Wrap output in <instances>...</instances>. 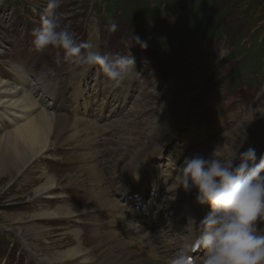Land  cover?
<instances>
[{
    "label": "rangeland",
    "instance_id": "obj_1",
    "mask_svg": "<svg viewBox=\"0 0 264 264\" xmlns=\"http://www.w3.org/2000/svg\"><path fill=\"white\" fill-rule=\"evenodd\" d=\"M114 1L116 3L110 5L109 0H0V37L5 35L4 41L0 39V52L3 53L0 55V75H8L9 63L16 64L15 57H19L31 65L36 62L33 65L36 71L33 82L39 77L55 73L56 77H49V82L58 86L72 79L73 70L80 74L83 72V63L78 58L73 59V56L81 57L86 62L94 60L97 63L86 81L88 92L93 94L91 92L95 87L105 91L107 87V80L97 73L98 70L103 72L106 64L120 61L126 63L129 69L133 68V95L126 107L137 106L133 117L138 118V121L152 117L160 119L174 110L166 121L168 134L176 131L196 133L205 142L204 147L221 140L228 147L233 144V151L237 150L241 154L249 147L250 142L246 140H256L255 136L259 135L261 143H264V120H256L264 111V0ZM199 5L200 10H195ZM202 22L206 25L201 26ZM197 26L201 27L203 35L193 37V30ZM10 29L18 33L13 35ZM155 33L161 34L162 38L155 40L152 37ZM11 40H16L14 48L7 44ZM77 47L82 49L77 50ZM10 50L15 57L8 55ZM239 50L246 53L238 55ZM92 51L100 53L99 58ZM65 71L70 72L60 74ZM125 72L130 74L128 69ZM181 77L185 80H180ZM97 93L103 95L99 89ZM119 97H122L120 92L115 97L113 95L112 100ZM144 112L146 114L143 116ZM112 119L100 121L99 124H109L123 118ZM142 124L143 121L133 124V127H142ZM122 127L124 129L119 132L125 133L127 126ZM233 131H238V135L234 134V138L226 140L225 135ZM139 133L141 135L132 131L131 135L127 136V133L124 138H132L131 143L140 150L153 148L148 147L151 132ZM181 133L176 139L166 141L169 148L164 149L163 156L157 150L145 164L143 175L148 177L151 184L148 189L142 191L139 187H133L122 193L119 189L121 178L116 181L117 184L108 183L109 191L115 194L118 202L130 204L137 201L140 202L138 208L147 206L152 185H156L162 173L166 175L167 171L174 169L168 155L173 157V146L179 148V144L173 142L177 139L183 141L185 137L189 140L192 136ZM114 139L119 141L118 137L114 136ZM77 144L71 146H75V149L90 148ZM261 148V154L254 160L255 170L243 173L230 186L229 194L219 192L207 203L210 216L218 211H227L238 203L250 202L254 205L252 209L244 210L251 212L247 216L250 224L246 228L241 225L242 230L236 238L242 245L256 248L258 257L262 258L250 264H264V147ZM95 152L92 149L89 151ZM132 153L124 155V163L133 160L132 157L137 153L131 156ZM52 154L50 158L34 164L24 177L16 179L11 185L7 178L0 177V264H36L37 260L25 244L43 250L52 244L56 252L64 251L76 245V241L68 242L69 236L66 235L71 231L80 232L79 229L83 232L85 247L91 251L97 248L95 239L98 231L95 230H103L101 224H105L106 220L101 216L107 213L98 212V209L93 212L90 210L96 208L94 197L90 195L93 194L91 187L95 183L87 172L91 166L84 167L81 164L80 167L84 168L80 170L72 166L83 158L64 146L54 148ZM142 154L144 163L149 153L141 152L138 155ZM191 162H195L192 157L182 155L180 169L184 170ZM44 172L54 178L70 181L71 190L62 192L64 201L31 200L34 199V187L41 183L39 178ZM203 174L202 169L198 168L194 178H184L185 192L192 194L191 199L199 193L198 189L192 190V187L198 186V179ZM190 201L184 200L182 204L189 206ZM58 204L76 205L79 211L88 210V213L81 216L80 225L65 220L57 223L53 220H34L32 223L44 233V238L35 243L26 234L24 238L18 231L8 228L11 224V219H6L8 216L30 215L41 209H54ZM29 218L27 216L25 220ZM92 223H96V226ZM22 237L26 242H23ZM116 244L114 240L113 245ZM101 251L99 247L94 254ZM127 251L122 250L123 253ZM41 253L42 256L47 254Z\"/></svg>",
    "mask_w": 264,
    "mask_h": 264
},
{
    "label": "bare ground",
    "instance_id": "obj_2",
    "mask_svg": "<svg viewBox=\"0 0 264 264\" xmlns=\"http://www.w3.org/2000/svg\"><path fill=\"white\" fill-rule=\"evenodd\" d=\"M16 32L15 30L11 31L13 35ZM4 37L5 35L0 37L1 41H4ZM15 43L16 40L7 42L13 48ZM5 48H8V46ZM0 55L2 56L3 53L0 52ZM8 55L14 56L11 50ZM15 59L16 61L14 60V62L16 64L13 62L9 63V68H7L8 75H0V177L7 178L9 185H11L16 179L24 177L34 164L50 158L53 155L54 148L64 146L72 149L83 160L94 161L83 162L82 160L72 166L78 170L91 166L87 168V172L91 179H94L95 186L91 187L93 194L90 193V195L94 197L96 208L92 207L90 210L93 212L98 209V212L107 213L106 216H101L104 221L106 220L105 224H101V226H104L102 227L104 231L95 230L98 231L95 239L98 245L94 250H98L99 247L102 250L98 254H94L95 251L88 250L85 247L83 232L80 229H74L80 232L71 231L66 235L69 236L68 242L76 241V245L64 251L58 250L56 252L52 244L45 250L42 248L37 249L35 246L31 247L30 244H25V247L39 264H157L158 246L161 244L162 238L150 232L149 222L141 214L142 212L138 210L140 202L135 201L130 204L118 202L115 194L113 195L109 191L108 183H114L121 178L123 185L130 186L140 181L139 170L143 165V157L138 154L141 152L146 153L148 148L140 150L131 143L132 138L124 137H126L127 133V136H129L132 131L136 134L138 133V135L140 134L139 131H150L151 138L148 147L153 146L150 150L162 148L164 137L168 133L166 121L174 110L160 119L156 117L143 119L141 120L143 121L142 127L140 125L133 127V124L141 121L133 117L137 106L127 109V112L124 113L125 106L130 101V99L127 100V97L130 96V87L124 88L127 96L123 98L119 108L111 109L109 114H106L110 103L108 102V95H105L106 91L98 87L91 92L93 94H88L85 91L86 87H83L86 84L87 76L82 78L73 70L72 79L69 82H61L59 87L51 84L48 80L50 76L46 75L39 77L33 82L34 79L32 77L36 76L33 65L36 62L31 65L29 61L23 58L15 57ZM70 71L60 72V74L66 75ZM125 74L129 73L125 72ZM129 75V82H132L133 76L132 74ZM181 79L185 80L184 77H181ZM98 89L103 93L104 97L102 101H97L96 105H94L98 108L96 113V109L91 105V102L92 99L97 100L98 93L96 95V91ZM48 99H51L52 103H49ZM105 99H107L106 103H104ZM128 114L132 115L128 116ZM109 115L110 117L121 115L125 119H118L106 126H99L97 123L98 119L108 118ZM263 115L264 111L261 113L260 118L258 116L256 120H264ZM123 125L127 126L125 127L126 132L120 133L119 131L120 129L122 130ZM237 132L227 133L225 135L226 140L227 138H234V134L238 135ZM193 135H195L194 140H197L199 136L196 133ZM114 136L119 138L118 142L115 141ZM260 137L258 135L255 136L256 140H246L250 144L248 148L242 151V154L238 153L237 150L233 151V144L228 147L227 144L221 143V140H216L205 147L199 148V146V149L192 155L195 162L189 164L190 167L186 172V176L191 177L193 168L202 169L204 174L198 179L197 185L200 186L199 191L204 190L205 196L198 201L196 199L195 204L190 206L193 201L191 199L192 194L189 191L185 192L183 197L187 201L191 200L189 206L181 204L180 209L174 212L177 216H182L185 213V226L181 233L189 255H193L203 249L202 244L193 242L196 238L203 239L206 242L210 235L217 237L213 249L206 256L203 264H250V262L257 259L262 260V258L258 257L259 253L256 248L254 249L250 245H230L233 237L238 238L242 230L241 225L246 228L250 224V219L247 216L251 212H245L239 208L233 209L227 214L215 216L211 226H207L204 209L210 194L226 192L228 185H232L233 183L231 182L238 179L242 168L246 169L254 166L255 158L261 154V147H264ZM73 143L84 144L90 148L75 149V146H71ZM187 144L188 142H185L184 145ZM90 149L97 152L89 153ZM131 149L134 154L138 150L140 151L132 157L133 160L131 162L124 163V155L132 153ZM118 152L121 154H118ZM81 164L84 167H80ZM114 164L116 165L107 169L108 166ZM106 169L107 173L105 172ZM109 175L111 176L110 178ZM39 179L41 183L34 187V199L31 200L54 199L56 202H62L65 199V197H62V192L72 188L69 180L54 178L45 172ZM149 184V179L142 180L143 187H148ZM66 186L70 188L67 189ZM195 187H192V190ZM163 203L162 200L158 202V209ZM248 203L251 204L250 202ZM195 207H198V209H195ZM153 210L152 204L146 209L150 214L153 213ZM86 211H79L76 205L58 204L54 209H41L30 215L8 216L6 219H11V224L8 225L10 230L18 231L24 238H26L24 235L26 234L35 243L44 238V233L41 232L42 229L40 227L32 223L34 220H53L56 223L65 220L69 223L80 225L81 216L86 215L88 213ZM24 216L30 218L25 220ZM132 218L134 219L133 222H131ZM170 222L173 223V220ZM95 224L92 223V225ZM24 238L23 242H26ZM114 240L117 242L116 245H113ZM124 249L128 251L123 253L122 250ZM53 252L55 253L51 254ZM40 253L47 254L42 256ZM37 262L36 264H38Z\"/></svg>",
    "mask_w": 264,
    "mask_h": 264
},
{
    "label": "trees",
    "instance_id": "obj_3",
    "mask_svg": "<svg viewBox=\"0 0 264 264\" xmlns=\"http://www.w3.org/2000/svg\"><path fill=\"white\" fill-rule=\"evenodd\" d=\"M109 1L111 2L110 5H112L113 3H116L114 0H112V1L109 0ZM184 3H185V2L183 1V4H184ZM203 4H204V3H203ZM201 6L203 7V5H201ZM169 9H171L170 6H169ZM194 9H195V10H200V5H199V6H196ZM201 24H202L201 26H205V25H206V24H203V22H202ZM198 26H200V23L198 24ZM198 26H197V29L194 28V30H193V37H196V35H197V37L200 36L201 34L203 35V32H202L203 30H201V27L199 28ZM211 31H212V29H211ZM159 33H160V32H159ZM159 33H155V34H153L152 37H153L155 40H156V39L160 40V39L162 38V35L159 34ZM238 52L242 53V54H240V53L238 54V55H241V56H242L244 53H246V52H243V51H240V50L237 51V53H238ZM259 55H260V54H259ZM258 57H259V56H258ZM255 59H256V58H255ZM245 67H248V65H245ZM245 67H244V68H245Z\"/></svg>",
    "mask_w": 264,
    "mask_h": 264
}]
</instances>
